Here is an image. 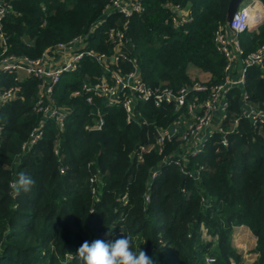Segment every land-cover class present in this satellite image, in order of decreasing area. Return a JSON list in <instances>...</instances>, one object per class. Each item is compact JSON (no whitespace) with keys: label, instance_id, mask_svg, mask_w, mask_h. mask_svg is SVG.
Returning a JSON list of instances; mask_svg holds the SVG:
<instances>
[{"label":"trees","instance_id":"1","mask_svg":"<svg viewBox=\"0 0 264 264\" xmlns=\"http://www.w3.org/2000/svg\"><path fill=\"white\" fill-rule=\"evenodd\" d=\"M112 1L7 0L12 7L4 20L9 54L39 58L48 48L87 34ZM231 2L142 0L143 11L129 20L118 14L107 18L90 37L89 48L112 56L115 44L106 33L111 27L123 29L129 21L123 56L114 69L129 74L136 60L152 87L179 90L201 82V75L206 77L202 82L221 84L227 61L216 46L215 33L227 26ZM165 4L189 10L192 22L175 28ZM239 41L246 53L257 50L264 43V23L242 33ZM102 75L99 64L85 59L75 73L63 77L54 97L69 110L65 127L61 130L49 121L44 138L27 151L22 145L41 119L33 111L38 80L24 78L23 98L2 107L0 264H83L76 253L84 241L114 242L126 235L132 237L133 251H145L153 264H205L207 258L218 264H245L232 246L235 229L243 226L257 238L259 258L253 264H264V128L243 118L228 147L215 133L186 168L194 172L204 167L200 182L188 175L181 181V169L166 166L149 190L152 170L181 152L182 141L167 142L162 154L156 147H141L154 144L155 129L171 126L177 114L171 106L156 109L147 103L128 122L123 107L103 108L102 151L87 129L101 101L90 105L87 93L72 95ZM6 78L0 79V86L8 85ZM246 89L251 102L264 111V80L257 68L248 70ZM241 95L238 88L229 93L230 120L242 115ZM19 171L30 174L35 185L13 197L10 182Z\"/></svg>","mask_w":264,"mask_h":264},{"label":"built area","instance_id":"2","mask_svg":"<svg viewBox=\"0 0 264 264\" xmlns=\"http://www.w3.org/2000/svg\"><path fill=\"white\" fill-rule=\"evenodd\" d=\"M164 7L172 13L175 28L192 22L189 10L171 4H165ZM11 9L7 0H0V47L2 48L0 79L7 77L6 79H10L8 81L11 82H8V85L3 83L0 86V114L4 105L23 98L20 82L24 78L38 80V93L33 111L40 115L41 119L39 124L32 129L28 140L23 143V151L30 150L44 138L49 121H53L61 130L65 127L69 110L58 105L54 97L55 90L63 77L68 73H75L85 59L95 61L103 69V75L97 78L96 83L85 82L80 90L72 94L73 97H79L83 92L87 93V102L90 105H94L97 99L101 101L100 107H97L94 113L95 122L87 126L89 132L103 131L105 126L103 108L123 107L128 122L135 120L139 107L147 103H151L156 109H166L171 106L177 114V119L171 126L155 129L154 134L157 132L158 137L155 136L154 144L141 147L143 151H149L156 147L162 154L167 142L176 138L182 141L181 152H175L164 158L152 170L149 190L166 166H177L185 176L188 175L193 177L196 182H200V172L204 170V167L194 172H189L186 168L190 158L198 157L215 133L222 136V146L228 147L230 135L233 134L243 118L254 127L264 128V111L258 109L251 102L246 89L249 69L257 68L260 78L264 80V43L257 50L246 53L239 41V36L242 33L257 29L264 23V5L260 0H244L232 21L228 22L227 26H219L215 33L216 46L227 61L223 82L210 85L197 81L179 90L149 86L143 80L136 60L133 61L135 70L129 74H123L114 69L123 56L125 31L129 21L123 29L111 27L106 33L108 39L115 44V53L112 56L89 48L90 37L104 24L107 18L118 14L129 20L135 13L143 11L142 0H113L106 6L103 17L90 28L87 34L68 43H58L48 48L41 57L35 59L12 55L8 52L9 45L4 32V20ZM234 88L242 91V115L230 120L228 118L229 93ZM2 128L0 121V133ZM55 154L61 161L62 156L58 149H55ZM139 159L143 160L141 156ZM60 171L64 173L66 168L61 166ZM91 181L95 182L96 180L92 179ZM98 193V189L94 188L93 194L98 197ZM146 200L149 201V192ZM206 201V198H202V202ZM215 263V258H207L205 264Z\"/></svg>","mask_w":264,"mask_h":264},{"label":"clouds","instance_id":"3","mask_svg":"<svg viewBox=\"0 0 264 264\" xmlns=\"http://www.w3.org/2000/svg\"><path fill=\"white\" fill-rule=\"evenodd\" d=\"M35 185L33 177L24 171H19L16 178L10 182L13 197L28 193ZM111 230L107 235H111ZM76 257L83 264H153L145 251L140 248L133 251L132 237L126 235L114 242L95 239L91 243L84 241L79 247Z\"/></svg>","mask_w":264,"mask_h":264},{"label":"rangeland","instance_id":"4","mask_svg":"<svg viewBox=\"0 0 264 264\" xmlns=\"http://www.w3.org/2000/svg\"><path fill=\"white\" fill-rule=\"evenodd\" d=\"M205 76L201 75L200 80L205 81ZM203 234H206V229H203ZM232 246L236 252L242 256L245 264H253L259 258L257 252V238L247 227H239L234 231ZM215 264H218L217 261Z\"/></svg>","mask_w":264,"mask_h":264},{"label":"water","instance_id":"5","mask_svg":"<svg viewBox=\"0 0 264 264\" xmlns=\"http://www.w3.org/2000/svg\"><path fill=\"white\" fill-rule=\"evenodd\" d=\"M244 0H232L231 4H230V8H229V16H228V22L232 21V18L234 16V14L236 13V11L238 10L240 4L243 2ZM91 134H93L96 139L98 144L101 147V150L104 151L105 149V141L103 138V134L104 132L102 130H95V131H91ZM155 136L158 137V133H155ZM185 179V174L182 173L181 174V181H183Z\"/></svg>","mask_w":264,"mask_h":264},{"label":"bare ground","instance_id":"6","mask_svg":"<svg viewBox=\"0 0 264 264\" xmlns=\"http://www.w3.org/2000/svg\"><path fill=\"white\" fill-rule=\"evenodd\" d=\"M258 9H260V7H257Z\"/></svg>","mask_w":264,"mask_h":264}]
</instances>
